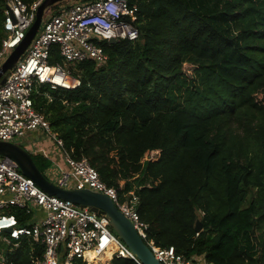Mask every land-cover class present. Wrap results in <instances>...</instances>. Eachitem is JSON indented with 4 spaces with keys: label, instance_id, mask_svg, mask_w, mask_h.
I'll return each mask as SVG.
<instances>
[{
    "label": "trees",
    "instance_id": "obj_1",
    "mask_svg": "<svg viewBox=\"0 0 264 264\" xmlns=\"http://www.w3.org/2000/svg\"><path fill=\"white\" fill-rule=\"evenodd\" d=\"M132 1L139 38L103 40L105 63L67 62L54 44L50 62L81 84L39 85L36 108L109 186L135 190L148 239L212 264H264V0ZM32 155L45 172L51 160ZM9 211L21 225L35 219ZM43 251L30 237L3 254L33 264Z\"/></svg>",
    "mask_w": 264,
    "mask_h": 264
},
{
    "label": "built area",
    "instance_id": "obj_2",
    "mask_svg": "<svg viewBox=\"0 0 264 264\" xmlns=\"http://www.w3.org/2000/svg\"><path fill=\"white\" fill-rule=\"evenodd\" d=\"M43 1L6 0L7 35L0 47V65L24 39ZM139 12L137 1L82 0L49 14L25 54L10 70L6 82L0 85V140L15 141L28 131L43 130L54 140L67 165L60 173L58 185L90 188L109 195L163 264H212L203 257L187 258L174 246L162 247L148 239V224L140 217V197L135 190L122 196L116 187L101 179L87 157H74L63 138L52 129L46 115L35 106L34 95L39 92V85L73 89L81 84V79L69 68L50 62L54 44L59 45L67 62L93 59L105 63L109 56L102 41L137 40ZM12 207L34 213L38 208L43 215L31 225H21L17 215L9 211ZM30 237L44 246L42 256H32L33 264H76L78 260L87 264H109L114 256L134 258L142 264L113 231L105 214L47 193L21 172L14 159L0 155V241L14 248ZM0 250V264H13L3 254L5 248L0 246Z\"/></svg>",
    "mask_w": 264,
    "mask_h": 264
},
{
    "label": "water",
    "instance_id": "obj_3",
    "mask_svg": "<svg viewBox=\"0 0 264 264\" xmlns=\"http://www.w3.org/2000/svg\"><path fill=\"white\" fill-rule=\"evenodd\" d=\"M63 0H44L37 9L36 18L28 29L26 36L0 65V85L8 78L21 57L25 54L31 42L41 28L46 9ZM119 38H110L108 42L115 44ZM0 155L14 159L23 174L34 179L36 184L47 193L57 195L73 203L86 205L91 210L105 214L110 220L113 231L128 245L133 254L142 264H163L154 254L150 246L139 234L133 222L116 205L107 194L90 188H65L52 181L37 165L32 153L16 141L0 140ZM203 229V223L198 220L196 231ZM11 231V229H8Z\"/></svg>",
    "mask_w": 264,
    "mask_h": 264
},
{
    "label": "crops",
    "instance_id": "obj_4",
    "mask_svg": "<svg viewBox=\"0 0 264 264\" xmlns=\"http://www.w3.org/2000/svg\"><path fill=\"white\" fill-rule=\"evenodd\" d=\"M42 133L45 132L43 130L28 131L24 136L16 139L15 141L25 146L31 153L43 154L49 158L51 160V164L46 169L45 173L47 170H50L51 167H54L59 171L60 176L61 171L67 168V165L63 159V155L56 146L54 140L49 137L42 139ZM34 211L36 212L34 220H37V217H41L43 215V213L39 211L38 208H35Z\"/></svg>",
    "mask_w": 264,
    "mask_h": 264
},
{
    "label": "rangeland",
    "instance_id": "obj_5",
    "mask_svg": "<svg viewBox=\"0 0 264 264\" xmlns=\"http://www.w3.org/2000/svg\"><path fill=\"white\" fill-rule=\"evenodd\" d=\"M79 1H82V0H63L61 2H58V4L56 5L57 7H49L48 9H46L45 16H44V19H43V23L41 25V28L43 27V24L46 21L47 16L49 14H51L53 11H55L57 8H61L64 5L72 4V3H75V2H79ZM41 135H42V139L48 138V137L50 138V136H49L48 133H42ZM46 175L52 181L57 182L58 181V178H59V171L57 169H55L54 167H51L50 170H47ZM32 222H35V220L33 219ZM0 246L2 248H5V249L8 247L7 244L5 242H2V241H0Z\"/></svg>",
    "mask_w": 264,
    "mask_h": 264
},
{
    "label": "bare ground",
    "instance_id": "obj_6",
    "mask_svg": "<svg viewBox=\"0 0 264 264\" xmlns=\"http://www.w3.org/2000/svg\"><path fill=\"white\" fill-rule=\"evenodd\" d=\"M95 257V255H92V258H94Z\"/></svg>",
    "mask_w": 264,
    "mask_h": 264
}]
</instances>
